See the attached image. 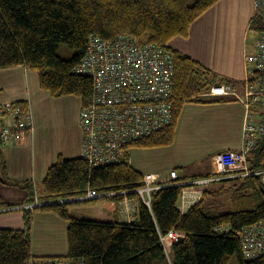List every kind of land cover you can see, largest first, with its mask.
<instances>
[{
  "label": "trees",
  "instance_id": "16d2710c",
  "mask_svg": "<svg viewBox=\"0 0 264 264\" xmlns=\"http://www.w3.org/2000/svg\"><path fill=\"white\" fill-rule=\"evenodd\" d=\"M217 1L0 0V69L21 65L37 73L40 89L52 98L74 96L80 98L81 106H87L91 81L74 73V68L83 58L90 36L113 40L128 35L140 44L156 45L172 56V121L130 148L165 147L173 141L183 103L197 101L215 82L224 81L170 46L173 39L186 37L191 23ZM252 29L264 31V23L255 15ZM60 46L71 52L70 58L57 54ZM248 156L251 172L264 169V137ZM128 159L125 154L117 164L91 168L82 158L59 156L37 191L32 183L20 185L29 197L26 204H46L35 209L66 222L67 254L58 258L83 264H228L234 257L237 264H264V254L244 260L236 235L240 229L264 221V187L255 176L221 179L228 184L204 190L200 200L183 214L178 210L182 187L157 188L150 193L149 206L140 201L137 218L130 222L76 218L68 215L66 203H57L84 198L88 189L116 194L102 197L106 199H122L121 192L136 197L133 191L143 186L142 175ZM3 170L0 151L1 174ZM6 207L0 198V210ZM23 219V229L0 228V264H28L32 257L29 211L24 210ZM220 226L226 229L218 231ZM169 231L183 236L166 254L159 236Z\"/></svg>",
  "mask_w": 264,
  "mask_h": 264
},
{
  "label": "crops",
  "instance_id": "0c3cea01",
  "mask_svg": "<svg viewBox=\"0 0 264 264\" xmlns=\"http://www.w3.org/2000/svg\"><path fill=\"white\" fill-rule=\"evenodd\" d=\"M254 15L252 0H219L191 23L187 36L175 38L170 46L196 61L217 78L236 84L242 93L247 77V56L253 49L249 27ZM199 99V100H198ZM183 103L176 117V129L170 145L161 148H130L129 164L141 173L157 176L156 184L189 183L214 177L213 157L223 151H239L242 129L248 113L243 104L231 96ZM22 104L28 109L32 129L19 141L0 146L3 172L0 173V198L8 206L0 210V228L20 230L24 227V210L30 213V254L32 257H65L66 222L55 214L26 204L29 197L22 183L40 187L48 168L61 156L82 157L79 128L81 100L74 96L52 98L39 87L38 76L25 67L0 69V105ZM132 154L141 162L133 165ZM177 179L170 178V172ZM212 175V176H211ZM223 179V178H222ZM215 179L207 185L182 188L178 210L185 213L198 202L204 190L226 186ZM97 198L94 219L103 222H130L138 215L140 200L128 197L125 211L122 199ZM75 201H86L81 198Z\"/></svg>",
  "mask_w": 264,
  "mask_h": 264
},
{
  "label": "built area",
  "instance_id": "2783aa9c",
  "mask_svg": "<svg viewBox=\"0 0 264 264\" xmlns=\"http://www.w3.org/2000/svg\"><path fill=\"white\" fill-rule=\"evenodd\" d=\"M254 15L264 23V0H252ZM253 53L247 56V77L240 94L236 84L215 82L206 95L209 98L231 96L253 114L248 113L242 129L243 144L239 151H223L213 157L214 177L189 183H171L165 187L207 185L215 179L258 177L264 187V169L251 172L247 156L264 137V31L250 30ZM74 73L91 81V99L81 106L79 128L82 136V159L91 168L121 162L129 154L132 144L155 134L172 121L173 61L167 51L150 43L140 44L128 35L103 40L96 35L88 39L86 52L74 68ZM32 129L28 109L18 104L0 105V146L17 142ZM177 179L175 171L170 172ZM157 176H142L143 186L133 191L136 198L149 206L151 191L162 188L156 184ZM128 192H121L125 211ZM115 193L98 194L87 190L82 200L111 197ZM182 198L186 192L182 191ZM197 203V202H196ZM194 203V204H196ZM193 204V205H194ZM39 206L36 201L32 207ZM181 214L183 212L180 211ZM218 231L226 228L220 226ZM244 260H253L264 254V221L236 232ZM177 231L159 236L168 254L169 249L182 238ZM28 264H83L80 260L58 257H30Z\"/></svg>",
  "mask_w": 264,
  "mask_h": 264
},
{
  "label": "rangeland",
  "instance_id": "374dc122",
  "mask_svg": "<svg viewBox=\"0 0 264 264\" xmlns=\"http://www.w3.org/2000/svg\"><path fill=\"white\" fill-rule=\"evenodd\" d=\"M57 54L63 58V59H68L70 58L71 52L67 50L66 47L60 46ZM9 104V103H7ZM15 104V103H13ZM137 155L132 154V163L134 166H136L135 162H141V160H138L135 158ZM37 190L39 189V186L36 188ZM106 200V199H101V201ZM96 201H71L67 202L65 204V209L68 213L69 216H73L76 218L80 219H89V220H94V219H101L97 218V216H94V207H95ZM228 264H237L236 259L233 257Z\"/></svg>",
  "mask_w": 264,
  "mask_h": 264
},
{
  "label": "water",
  "instance_id": "95a60500",
  "mask_svg": "<svg viewBox=\"0 0 264 264\" xmlns=\"http://www.w3.org/2000/svg\"><path fill=\"white\" fill-rule=\"evenodd\" d=\"M71 201H75L74 199H72V200H63V201H59V202H57V203H67V202H71ZM43 205H46V204H43Z\"/></svg>",
  "mask_w": 264,
  "mask_h": 264
},
{
  "label": "bare ground",
  "instance_id": "6f19581e",
  "mask_svg": "<svg viewBox=\"0 0 264 264\" xmlns=\"http://www.w3.org/2000/svg\"><path fill=\"white\" fill-rule=\"evenodd\" d=\"M248 157H249V156H248ZM248 157H247V158H248ZM247 164H248V162H247ZM118 195H119V194H118ZM120 197H121V196H120ZM71 200H72V199H71ZM128 208H129V206H128Z\"/></svg>",
  "mask_w": 264,
  "mask_h": 264
}]
</instances>
